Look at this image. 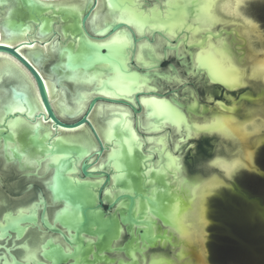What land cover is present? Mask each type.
<instances>
[{"label": "water", "instance_id": "water-1", "mask_svg": "<svg viewBox=\"0 0 264 264\" xmlns=\"http://www.w3.org/2000/svg\"><path fill=\"white\" fill-rule=\"evenodd\" d=\"M53 1L58 0H0V5H8L1 22L5 36L30 33V22H34L36 33H50L52 20L59 19L58 30L54 31L56 39L62 42L65 39L63 32L71 38L67 45L58 48L46 73L52 70L56 86L63 80L70 86L68 79H71L74 95L71 105H77L81 112V99L93 95L83 114L69 115L65 119L73 122H63L51 106L41 75L18 52L21 45L30 46L34 40L14 47L0 44V54L8 55L23 66L36 85L43 112L34 117L50 123L54 129L75 130L87 126L98 145L93 161L86 157L78 169L84 178L97 181L102 178V182L72 179L67 173L75 170L73 163L89 145L50 143V139L47 144L44 139L48 138L44 135L39 140V131H34V137H30L29 132L21 145L7 127H12L10 122L15 121L11 113L17 103L22 102L20 108H25L26 97L12 86L2 87L12 96L7 102L5 123L0 121L3 150L20 160L24 168L39 166V162L52 167L51 191L69 207L61 212L59 222L73 232L67 241H73L76 248L66 255L62 249L51 246L47 253L54 259L52 264H66L69 260H72L70 264H192V261H201L198 231H190V222H184L189 203L195 202V187L200 184L197 180L201 175L186 180L178 177L179 158H164L163 161L158 155L155 162L152 153L148 156L140 154L142 141L140 143L135 133L129 131L130 126H124V114L118 112L113 115L119 117V122H114V131H111L114 154L97 164L104 149L99 136L103 129L98 133L87 117L102 103L128 105L132 104L133 93V102H137L139 95H147L143 91L151 90L144 86L150 83L149 70L156 71L169 51L180 60L187 56L191 65L195 61V68L204 71L213 84L231 92L246 87L247 79L253 81L264 77V68H258L255 60L258 51H252V45L262 47L261 40L251 45V40L244 37L245 22L215 17V2L220 0H106L114 20H89L96 0H87L85 9H81V3H49ZM130 3H139L140 8L133 10L128 6ZM261 9L259 7L257 11ZM133 61L146 72L138 73L136 65L131 64ZM248 69L251 74L246 76ZM262 97L263 91L256 97L250 93L237 99L230 97L232 105L226 107L220 103V107L222 112L231 114L239 110L241 101L258 102ZM141 100L152 118L183 120L178 111L182 106L174 100H171L173 105L154 98ZM129 107L133 113H138L133 105ZM197 108L194 102L186 110L201 118ZM200 111L207 112L206 109ZM241 122L249 121L244 118ZM241 122L236 118H221L210 125L196 127L206 132L218 130V133L246 138ZM160 144L165 145L163 140ZM63 150L65 157H59V163H47V158ZM221 159L224 157L213 162ZM93 164L98 168L91 172L89 169ZM102 190L110 207L122 204L120 208L123 209L115 212L119 214V220L115 214L106 217L101 210ZM137 198L139 204L135 213ZM18 220L27 221L28 216ZM207 220L210 221L209 215ZM119 223L127 226L129 239L119 246H111L119 238ZM84 235L93 240L85 239ZM205 237L206 264H213L214 258L219 256L215 253L212 257L207 244L209 238ZM89 240L94 243L89 245ZM158 247L161 251L151 252ZM105 253L114 255V259L106 257Z\"/></svg>", "mask_w": 264, "mask_h": 264}, {"label": "flooded vegetation", "instance_id": "flooded-vegetation-1", "mask_svg": "<svg viewBox=\"0 0 264 264\" xmlns=\"http://www.w3.org/2000/svg\"><path fill=\"white\" fill-rule=\"evenodd\" d=\"M257 13L259 15H256V17L264 23V9L262 8ZM254 23L257 25V22ZM157 53L159 55V51H157ZM190 63L187 56H184L183 59L180 60L169 51L166 58L160 60L156 71L149 70L148 78H150V83L146 82L147 84H144V86L151 90L147 92L143 91V93H147V95H139L137 97V102H130L132 104L116 106L123 107L129 111L127 120L129 122L131 121L130 123L132 126L131 129H128L130 132L132 131L135 133L140 143L142 141V148L139 150L140 154L148 156L149 153H152V161L155 162H157L156 158L158 155L163 157V161L164 158H179L183 177H185L186 180H189L190 176L199 174L201 175V179L197 181L201 183L216 174L220 179H225L227 185L230 184V187L224 184L220 186L221 188L232 189L235 185H238V188L235 190V197H248V193H250V190L253 188V174L256 173V170L260 169L258 164L260 165L262 161H264V131L261 132L259 130L261 127L264 129V114L257 116L252 120V124H250V129L256 132L251 137V144L254 143V145H252L253 147H251L253 150H250L247 154V156L250 154L252 163L249 166H239L232 174L237 176L229 179H227L224 173L217 167L210 166V163L220 157L230 160L233 157L235 158L236 155L241 156L247 148L245 143L242 144L243 142H237V138L235 139L233 137L228 140L222 133H217L218 130L206 132L205 130H199L197 127L210 125L221 118H236L238 122H241L245 118L244 113L246 112V108L254 109L259 107V105L264 107V97L260 98V100L263 99L262 101L259 100L260 102L241 101L239 110L231 114L222 112L223 110L220 107V103L226 107L231 106L232 102L229 99L230 97L237 99L240 95L249 93L252 94L253 97H256L258 92H264V82L260 80L256 86V84H253V81L247 79L246 87L231 92L221 85L211 83L204 71L195 68V61L193 65ZM131 64L135 66L136 62L133 61ZM135 68L138 69L137 72L140 74L146 72L145 69L141 70L138 65H136ZM250 74L251 70H246L245 75L247 76ZM141 98H154L159 101L163 100L172 105L173 103H171V100H174L182 106L178 107V111L181 112L183 120L172 117H169L170 119H158L156 118L157 116L152 118L146 106H144L143 103L141 104ZM194 102L198 106L197 113L201 115V118H197L186 110L187 107ZM130 105H133L138 110L137 114L133 113L129 107ZM201 109H206L207 112L202 113L200 111ZM96 110L97 109H94L92 113H89V121ZM71 115H73V112L70 116ZM62 121L65 123L73 122L64 119H62ZM182 121H185V123ZM106 125L107 122H101V126H98L99 131L102 129L104 130ZM154 126L159 128L155 129ZM85 127L86 128H83V130L87 132V135H89L95 143L96 141L88 127ZM160 140H163L165 145L160 144ZM95 144L97 145V143ZM260 144H263V151L261 153L256 151ZM157 146H159V148H157ZM0 148V264H15V261L20 260L21 253L19 249L28 244L29 238L37 231L47 237L45 244L49 249L51 246H54L58 249H62L65 253L74 252L76 248L75 244L73 241L70 243L67 241V239L70 238L69 235H72L73 232L68 231L60 225L59 222L61 212L67 210L69 207L65 205L59 197H55L50 188L52 185L51 178L53 169L49 167L44 168L42 165L38 166L36 164L35 166H26L24 168L21 166L20 160L13 158L10 153L3 150L1 144ZM46 169H50L47 176L44 174ZM91 172H93V170H91ZM70 176H73V174H70ZM77 176H80V180L90 182L97 181L96 179L84 178L79 169ZM232 180H236V184H234V182L232 183ZM130 195H133V193L131 192ZM257 197L258 196L253 199L249 197L248 199L257 200L261 203V206H263L262 201L258 200ZM101 199V210L106 217L112 216L118 209H123L120 208L122 204H115L113 207H110L109 199L104 196V190H102ZM207 201L208 213H211L209 212L211 208L209 200ZM134 202L133 211L135 212L139 204V199H135ZM26 216H28L27 221H17V218L19 219ZM115 217L119 220L118 213L115 214ZM119 226L121 228L119 238L112 242L111 246H119L129 239L127 226L122 223H119ZM133 229L135 228L133 227ZM84 237L85 239L93 240L92 237L85 235ZM48 241H52V243H48ZM156 251H161V248L158 247L155 250H151V252ZM48 253L47 257L44 251L37 252L35 258H30L27 264H52L54 259ZM105 255L110 259H114L115 257L107 253H105ZM121 256L124 258V255ZM90 258L91 256L89 259ZM70 263H72V260L67 261L66 264Z\"/></svg>", "mask_w": 264, "mask_h": 264}, {"label": "bare ground", "instance_id": "bare-ground-1", "mask_svg": "<svg viewBox=\"0 0 264 264\" xmlns=\"http://www.w3.org/2000/svg\"><path fill=\"white\" fill-rule=\"evenodd\" d=\"M252 2L256 4L254 6L250 5L246 7V4L249 3L252 4ZM49 3H81V9H85L87 0H58ZM259 7L260 8L264 7V0H220V2H215V17L239 21V22H245L246 27H245L244 36L245 38L251 40V45H252V42H254L255 39L261 40V38L264 36L261 22L255 16L256 14L259 15L257 13ZM6 10L7 9H5V7L2 6L0 7V44L14 47L17 44H20L24 41L34 40L30 46L25 44L21 45L20 46L21 49H19L18 52L30 64H32L34 68L41 75L42 79L44 80L48 98L55 113L62 117H67L70 114H72V112L73 115L71 116L73 117L83 113L85 111L87 102L93 95H88L81 99L83 105V109L81 112V110L77 105H71L74 98L73 91L71 89L72 87L71 79H68V81L70 82V86L65 82V80L59 81L58 86H56L54 85L55 75L52 72V70L50 73H46V71H42L43 67H46L45 63L48 62L50 58L56 57V54L58 52L57 48L67 45L71 38L70 35L63 32L64 36L62 37L65 39H63L62 42L58 41L59 39H56L57 35L54 34V31L58 30L57 26L59 25V19L52 20L50 33H36L34 22H30V33L5 36L1 22L5 15ZM81 12L82 14L84 13V11L82 10ZM240 13L241 14L246 13V15L250 17H247L244 14H243L244 16H242ZM96 19L114 20L112 8L108 6L106 0H96V6L91 11L89 20H96ZM254 22H258L259 23L257 24L258 26ZM260 34L262 35L261 38H260L261 36ZM39 42H42V44H40ZM55 46H57L56 47L57 52L55 51ZM252 51H258L255 57L257 67L264 68V49L261 48L260 50H258L252 45ZM5 79L6 80L8 79L7 80L8 84L3 86L1 85L0 88L5 87L7 85L12 86L16 91H19L20 94L26 97L25 108L24 109L20 108L22 102L17 103L16 107L11 113V115L15 117V121H11L10 126L12 127H7V129L14 135L16 140L21 145H23L24 136H26L29 132H30V137H34V131H39V140H42V135L47 137L48 139H44L46 143L50 139V143L58 141V142L89 145L85 149V151L79 156V158L73 163V167L75 170L67 173V175L72 179L80 180L81 179L80 176H77L78 166L82 161L85 160L86 157H88L89 161L92 162L93 158L96 155L95 153L98 150L97 148L98 145L95 144L96 142L94 143L92 141V138L89 135H87V132L83 130V128L86 127L82 126L75 130H64L61 128L54 129L50 123L43 121L41 118L34 117L37 114L42 113L43 108L40 103L36 85L32 77L27 72V70L23 66H21L18 62H16L13 58L9 57L8 55L0 54V83L3 82V80ZM260 80L264 82V77L253 80V84H256L257 86ZM8 91L9 90H7L6 92L4 88L3 91H0V121L4 123L6 120L5 118H6L7 102L12 98L11 92ZM134 94L135 93L132 94V101L130 100V102H133ZM68 97H69V101H68ZM262 100L263 99H261L260 101ZM63 101H65L66 106H63L62 103ZM142 103L145 106V103L141 100V104ZM263 108L264 107H261V105H259V107L254 109L246 108V112L244 113L245 114L244 116L245 118H247L249 122H241L246 138L222 133L225 138H228V140H230L232 137L235 139L237 138L236 139L237 142L238 141L243 142L242 144L245 143V146L247 147L245 149L244 154H242L241 156L236 155L235 158L233 157L230 160H228L227 158L221 159L225 163L224 162L222 163L221 160L211 163V166L217 167L219 170H221L227 179L231 178L232 174L236 171V169L239 166L242 165L249 166L252 163L250 154L248 156L247 154L249 153L250 150H253V148L251 149V147H253L252 145H254V143L251 144V137L256 132L250 129L251 128L250 124H252V120L255 119L257 116H261V114H264ZM116 112L118 113L123 112L122 114H124L125 117L124 126H130V127L132 126V124L130 123L131 121L129 122L126 118L127 115L129 116V111L123 107L116 106L114 104L99 105L94 115H92V117L90 118L91 121L90 123L94 125L98 133H99L98 126L99 127L101 126V122H107L106 128L102 131L101 135L99 133L104 149H103V154L98 159L97 164L99 163L101 164V162H105V159H109L114 154L111 131H114L113 130L114 122H119L118 120L119 117H115V115H113V113ZM0 144L2 145L1 139H0ZM10 145H14V142H10ZM59 157H65V150L47 158V163H59ZM97 164L96 165L93 164V166L91 167V170H93V172L98 168ZM228 164H232V165H228ZM41 165L44 168H48L45 167V162H39V166ZM49 168L53 169L52 167ZM50 169L45 170L46 171L44 172L45 176L49 174ZM100 169L101 168H99L98 170ZM178 172L183 175L179 162H178ZM70 174H73V176H70ZM95 182H102V178H99V181H95ZM225 182H226L225 179H220L219 176L215 175L205 180L204 182L200 183L198 186H196L195 202L189 203L188 210L184 219V222H190V231H198L200 248H202L204 245V250L200 251L201 252L200 256L204 260L203 262L207 261L205 254V250H206L205 236L207 235L206 228L208 225L207 200L211 197L213 191H215V189L217 188H220V186L224 185ZM206 193L207 195H205ZM204 204L207 210H204L203 208ZM203 231L205 232V234L203 233Z\"/></svg>", "mask_w": 264, "mask_h": 264}, {"label": "rangeland", "instance_id": "rangeland-1", "mask_svg": "<svg viewBox=\"0 0 264 264\" xmlns=\"http://www.w3.org/2000/svg\"><path fill=\"white\" fill-rule=\"evenodd\" d=\"M255 4L256 3L252 2V4H246V7L250 5L254 6ZM1 6L7 9V5H0V7ZM243 14L250 17L246 15V13ZM243 14L241 15L244 16ZM259 21L261 22L262 30H264L263 21ZM257 24L259 23L257 22ZM261 37L262 35L260 38ZM256 40L257 42L260 41V39H255L254 41ZM261 43V48L264 49V36L261 38ZM57 46H55V51ZM255 48L258 50L261 49L258 47ZM54 60L55 58H50L49 61L45 63L46 67H43L42 71H46L50 62ZM7 80H3L0 86L5 83L7 84ZM0 91H3V88H0ZM62 103L63 106H66L65 101ZM259 130L261 132L264 131L263 127ZM262 148L263 144H260L256 151L261 153L263 151ZM221 161L222 163L224 162L223 160ZM258 166L260 169L256 170V173L253 174V188H250L251 190L250 193H248V197H235V190L238 188V185H235L232 189L223 187L216 189L208 199L210 201L209 205L211 206L209 212L211 213H208V215H210V221L207 220L208 225L206 231L208 233L207 238H209L207 244L212 250V257L215 253L219 256L218 259L217 257L214 258L215 262L213 264H264V161H262L260 165L258 164ZM178 177H183V175L178 172ZM233 182L236 184L235 182L237 181L232 180V183ZM205 195H207V193ZM256 196H258V200L262 201L263 206H261V203L257 200L248 199L249 197L253 199ZM203 208L207 210L205 204ZM203 233L205 234L204 231ZM203 250L204 245L200 248V251ZM201 261L203 262L204 260L201 258ZM201 261H193V264H206V262L202 263Z\"/></svg>", "mask_w": 264, "mask_h": 264}, {"label": "snow or ice", "instance_id": "snow-or-ice-1", "mask_svg": "<svg viewBox=\"0 0 264 264\" xmlns=\"http://www.w3.org/2000/svg\"><path fill=\"white\" fill-rule=\"evenodd\" d=\"M128 6L133 10H138L140 8L139 3H130ZM118 191H122V189H119ZM46 240L47 237L37 231L32 237L29 238L28 244L22 246L19 249L21 253L20 260L15 261V264H27L30 258H35V254L37 252L44 251V253L47 254L48 251H51V249H49L45 244ZM48 243H52V241H48ZM87 243L91 245L92 243H94V241L89 240L87 241ZM65 254L67 255L69 253L66 252Z\"/></svg>", "mask_w": 264, "mask_h": 264}]
</instances>
